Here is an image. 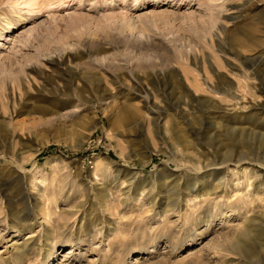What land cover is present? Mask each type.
<instances>
[{
  "label": "rangeland",
  "instance_id": "374dc122",
  "mask_svg": "<svg viewBox=\"0 0 264 264\" xmlns=\"http://www.w3.org/2000/svg\"><path fill=\"white\" fill-rule=\"evenodd\" d=\"M261 135L264 0H0V264H220Z\"/></svg>",
  "mask_w": 264,
  "mask_h": 264
},
{
  "label": "bare ground",
  "instance_id": "6f19581e",
  "mask_svg": "<svg viewBox=\"0 0 264 264\" xmlns=\"http://www.w3.org/2000/svg\"><path fill=\"white\" fill-rule=\"evenodd\" d=\"M7 26L9 27V25ZM123 119L128 122L133 119V116L128 114ZM263 138L262 135L259 138L262 145L264 144ZM250 157L245 153L240 155L237 158L235 165L238 166L241 162L247 161L264 168L263 151L254 152L252 157ZM251 175L252 179H249L252 181L248 184V188L253 189V192L261 191L264 194V175L256 173ZM262 209V212H258L257 210V213L251 216V218L245 216L243 221L244 225L242 226L240 225L243 222L240 223L237 221V218L233 217L231 213H224V215H226L225 222L234 223L237 221L236 224L240 225L237 228H234L232 239L230 238L231 240H227V244L225 243L226 245L222 244L219 246V251L217 252L224 257L223 259L221 258L222 261H220V264H264V206ZM227 255L232 256V258L227 257Z\"/></svg>",
  "mask_w": 264,
  "mask_h": 264
}]
</instances>
